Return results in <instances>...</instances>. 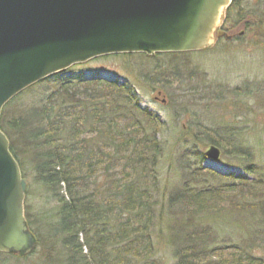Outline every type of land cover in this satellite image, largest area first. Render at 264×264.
<instances>
[{"label":"trees","instance_id":"obj_1","mask_svg":"<svg viewBox=\"0 0 264 264\" xmlns=\"http://www.w3.org/2000/svg\"><path fill=\"white\" fill-rule=\"evenodd\" d=\"M241 6L231 1L225 31L241 24L254 30L247 21L254 16ZM255 21L264 25V15ZM187 54H156L154 59L170 65L167 71L150 69L155 81L172 76L179 83L175 62ZM70 79L39 92L52 78L35 84L2 109L0 130L23 179L29 164L56 205L41 216L47 226L43 241L25 212L38 246L43 244L40 254H0V264H164V251L171 264H264V173L234 129L220 136L202 125L189 127L190 144L180 135L175 148L179 165L189 151L204 160L202 151L214 145L253 179L184 165L181 187L168 191L161 178L163 158L171 154L165 123L139 106L130 85Z\"/></svg>","mask_w":264,"mask_h":264},{"label":"water","instance_id":"obj_2","mask_svg":"<svg viewBox=\"0 0 264 264\" xmlns=\"http://www.w3.org/2000/svg\"><path fill=\"white\" fill-rule=\"evenodd\" d=\"M231 0H0V115L31 86L108 55L198 52ZM0 130V254L24 258L37 241L25 218L27 183ZM204 156L219 162L209 145Z\"/></svg>","mask_w":264,"mask_h":264},{"label":"rangeland","instance_id":"obj_3","mask_svg":"<svg viewBox=\"0 0 264 264\" xmlns=\"http://www.w3.org/2000/svg\"><path fill=\"white\" fill-rule=\"evenodd\" d=\"M244 3L249 11L248 5L252 4V0H244ZM224 17L220 31L231 39L217 37L215 33V41L209 48L187 52L183 59L175 62L181 72L179 83H174L172 76L165 82L155 81L153 75L156 74L150 73L156 67L163 71L169 70L164 69L170 65L168 59H161L159 62L154 59L156 54L149 56L152 59H143L142 54L136 53L129 57L119 54L99 57L73 66L64 76L52 77V81L36 89V92L52 89L54 83L65 82L69 78L71 81L74 77L82 80L103 79L133 87L139 106L157 115L165 123L163 139L171 154L163 158L161 178L162 186L168 191L181 187L182 177L188 173L186 168H182L184 165L191 169H209L220 175L253 179L238 166L228 164L229 160L222 158L221 149L218 163L205 156L204 160L199 161L193 156V151H189L180 165L179 152L175 149L180 135H185L187 143L191 140L189 127L194 130L197 125H202L209 133L216 130L220 136L231 128L234 129L236 138L251 148L259 174L264 173V25H253L257 21L247 19L254 30H246L241 24L236 29L225 31ZM260 17L263 15L257 16L256 20ZM15 105L14 102L11 104L12 107ZM6 116L11 117V114L7 112ZM179 148L184 150L182 146ZM25 173L27 191L24 210L33 228L39 230L43 241L47 226L46 220L41 216L51 213L56 204L37 183L29 164L26 165ZM210 181L213 186L220 183L214 177ZM41 250L43 244H37L33 253L38 251L40 254ZM163 253V263L171 264L170 253Z\"/></svg>","mask_w":264,"mask_h":264},{"label":"flooded vegetation","instance_id":"obj_4","mask_svg":"<svg viewBox=\"0 0 264 264\" xmlns=\"http://www.w3.org/2000/svg\"><path fill=\"white\" fill-rule=\"evenodd\" d=\"M264 0H252V4L248 5L250 13L254 16L250 20L255 21L256 17L260 14L264 15V9H263V2ZM239 4H241V7H245L244 0H237ZM223 29V28H222Z\"/></svg>","mask_w":264,"mask_h":264}]
</instances>
